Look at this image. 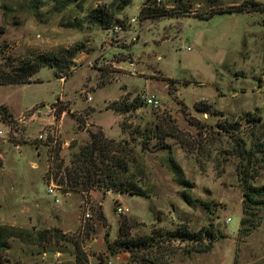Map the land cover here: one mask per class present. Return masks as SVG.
<instances>
[{"label": "rangeland", "instance_id": "374dc122", "mask_svg": "<svg viewBox=\"0 0 264 264\" xmlns=\"http://www.w3.org/2000/svg\"><path fill=\"white\" fill-rule=\"evenodd\" d=\"M243 1L0 0V73L58 58L0 85V227L20 236L0 264H264V209L239 235L244 184L264 187V11L197 17ZM92 135L112 143L111 180L142 196L73 187ZM125 233L149 244L117 246Z\"/></svg>", "mask_w": 264, "mask_h": 264}, {"label": "trees", "instance_id": "16d2710c", "mask_svg": "<svg viewBox=\"0 0 264 264\" xmlns=\"http://www.w3.org/2000/svg\"><path fill=\"white\" fill-rule=\"evenodd\" d=\"M146 8L141 10V15L146 14ZM258 11H264V6L255 0H245L241 4L231 6L228 8H219V9H211L209 13H202L199 14L197 17L200 18H207V17H212L216 13H225V12H258ZM157 13L161 17L165 16H171L165 11H153L149 12V14H154ZM98 21L101 19L96 17ZM38 61H29L27 63H23L20 67L18 68H13L9 72L6 73H0V85H26L32 82H36L32 80V76H34L41 67L43 66H48V67H53L56 65V62L58 58L54 56H40ZM43 60V61H41ZM33 63V64H32ZM62 75L60 76V78ZM135 103H139L137 100H134ZM133 102V103H134ZM208 110V109H207ZM206 110V111H207ZM3 113V112H2ZM63 112L60 111L58 113V117L61 116ZM112 147L111 142H106L103 140L101 136L98 135H92V139L90 144L84 146L80 154L78 155V162L82 163V169L84 173V181L80 182L81 177H73L72 179L74 180L75 183V188L79 189L80 191H87L90 187H102L101 184L105 183V185L109 184L111 187L108 185L107 187L109 189H112V191L115 192H127L132 195H138L142 196L141 190L138 188H135L133 185L126 186L125 184H119L115 180H111V178L114 176V173L116 172H107L106 167H102L105 163V160L107 161L109 159V149ZM264 148V146H261ZM116 163V167H121L125 169L126 163L125 161L121 160H114ZM88 165V167L86 166ZM86 167V168H85ZM94 168H98L101 170V178H99L98 181L94 180L96 175H100L99 173L96 175H93L91 172H93ZM105 176V177H104ZM68 179L71 180V177ZM83 179V177H82ZM81 186V188H78ZM69 187V186H67ZM70 189V188H69ZM243 196H244V207H243V215L244 217L241 220V228L239 229V235L242 237L244 235V229L243 226L245 224L248 225L249 231L257 227V220H256V213L254 212L255 209H264V187H255L252 186L249 183H245L243 187ZM248 217V218H247ZM19 230V229H18ZM17 228L12 227V226H5V227H0V248H5L9 249L10 248V243L8 242L9 237H16L20 239L19 235H14L12 234L13 232L18 231ZM8 231L9 233L6 235L3 232ZM13 231V232H12ZM22 231V229L20 230ZM120 231H123V227L121 225ZM12 232V233H10ZM175 237L180 238L181 240H191L194 242H197L200 240L202 237V233H189L187 231L182 232V231H176L173 234ZM211 238H213V234L210 233L209 235ZM116 243L124 247L126 249H131L132 247H137V246H145L148 245L149 242L147 239H133L128 236V233L124 234V238L122 240H117ZM114 245L108 242V248L111 251L112 255H116L118 251L113 248ZM128 251V250H126ZM199 251V250H195Z\"/></svg>", "mask_w": 264, "mask_h": 264}, {"label": "built area", "instance_id": "2783aa9c", "mask_svg": "<svg viewBox=\"0 0 264 264\" xmlns=\"http://www.w3.org/2000/svg\"><path fill=\"white\" fill-rule=\"evenodd\" d=\"M136 22V18H132L130 21H129V25L130 26H134ZM124 30V28L122 26H117L115 27V33H119V32H122ZM135 40V39H134ZM131 70L133 72H135V69L134 68H131ZM142 99L143 101L146 103V105L148 106H151L153 108H159L160 107V101H159V98L155 95V94H145L142 96ZM5 136V132L3 130L0 129V137H4ZM39 139L40 140H47L48 139V133L47 132H43L40 136H39ZM49 194L53 196L54 198V201L56 203L59 202V199H58V187L55 186L53 183H51V185L49 186ZM128 211V209H124L122 207H118L117 208V213L120 215V214H123V213H126ZM90 218V213H86L85 216H84V220H83V223L86 222V219ZM229 221H231V219H229ZM47 257V254L45 253L44 254V258ZM50 264H57L56 262H53V263H50Z\"/></svg>", "mask_w": 264, "mask_h": 264}, {"label": "crops", "instance_id": "0c3cea01", "mask_svg": "<svg viewBox=\"0 0 264 264\" xmlns=\"http://www.w3.org/2000/svg\"><path fill=\"white\" fill-rule=\"evenodd\" d=\"M61 81H62V79L61 78H59ZM118 258H119V256H118Z\"/></svg>", "mask_w": 264, "mask_h": 264}]
</instances>
